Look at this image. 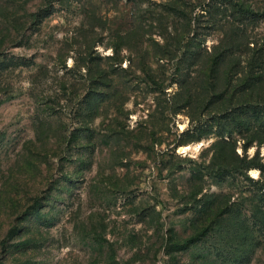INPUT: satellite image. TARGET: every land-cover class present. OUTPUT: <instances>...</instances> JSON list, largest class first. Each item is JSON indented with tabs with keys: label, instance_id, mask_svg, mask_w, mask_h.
Here are the masks:
<instances>
[{
	"label": "rangeland",
	"instance_id": "rangeland-1",
	"mask_svg": "<svg viewBox=\"0 0 264 264\" xmlns=\"http://www.w3.org/2000/svg\"><path fill=\"white\" fill-rule=\"evenodd\" d=\"M2 245L264 264V0H0Z\"/></svg>",
	"mask_w": 264,
	"mask_h": 264
},
{
	"label": "trees",
	"instance_id": "trees-1",
	"mask_svg": "<svg viewBox=\"0 0 264 264\" xmlns=\"http://www.w3.org/2000/svg\"><path fill=\"white\" fill-rule=\"evenodd\" d=\"M246 161V160H245ZM245 161H244V163H243V167H247L248 166V164H246L245 163ZM250 165V164H249ZM208 206V205H207ZM207 211H203L202 212V215H201V221L202 220H204V218L205 219H208V217L207 216H205L207 213H206ZM209 221H210V219H208ZM209 221H207V222H209ZM208 224V223H207ZM207 224H205V225H202L201 223H199L198 224V226H201V227H199V230L198 231H196L194 234H192V235H190V236H188V238H187V243L189 242H194V241H197L198 239H200L201 237H202V235L203 234H205L206 232H207ZM24 231H22V233H23ZM21 233V234H22ZM11 234L13 235V234H15L14 232H11ZM174 235H170V236H168V238H166V239H168V241H170V242H168V244H172V246L174 247H176L177 249H183V248H185L186 246H188V245H184V243H183V245H182V243H178V242H176V241H174L173 242V240H174ZM11 247V246H10ZM24 247V246H23ZM22 247V248H23ZM28 247H30V246H28ZM1 249H7V246H4V245H2L1 247H0ZM22 248H20V249H22ZM26 248V247H25ZM25 248H23L24 250H26ZM16 252H18L19 250L17 249V250H15ZM15 253V252H14ZM11 254V253H10ZM12 254H13V252H12Z\"/></svg>",
	"mask_w": 264,
	"mask_h": 264
}]
</instances>
